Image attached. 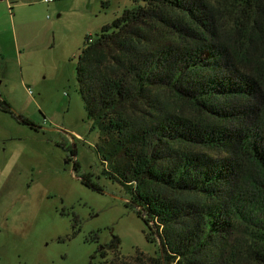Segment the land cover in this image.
Here are the masks:
<instances>
[{
	"label": "trees",
	"instance_id": "obj_1",
	"mask_svg": "<svg viewBox=\"0 0 264 264\" xmlns=\"http://www.w3.org/2000/svg\"><path fill=\"white\" fill-rule=\"evenodd\" d=\"M132 1L87 37L77 81L101 174L160 246L126 257L114 235L96 264H264V0Z\"/></svg>",
	"mask_w": 264,
	"mask_h": 264
},
{
	"label": "rangeland",
	"instance_id": "obj_2",
	"mask_svg": "<svg viewBox=\"0 0 264 264\" xmlns=\"http://www.w3.org/2000/svg\"><path fill=\"white\" fill-rule=\"evenodd\" d=\"M133 5L62 0L60 12L27 9L33 22L26 27L0 8V101L12 107L9 113L0 105V264H96L103 252L113 258L106 245L114 235L126 257L137 249L157 255L160 241H147L148 228L125 207V192L101 174L99 134L77 81L87 37ZM203 151L214 161L228 154ZM88 174L103 193L82 183Z\"/></svg>",
	"mask_w": 264,
	"mask_h": 264
},
{
	"label": "crops",
	"instance_id": "obj_3",
	"mask_svg": "<svg viewBox=\"0 0 264 264\" xmlns=\"http://www.w3.org/2000/svg\"><path fill=\"white\" fill-rule=\"evenodd\" d=\"M22 1L23 0H0V8H2L5 14H8L9 17L12 18V21L15 23V25L16 18H18L20 21L19 25L23 27H26L27 22H33L27 19L31 15L26 14V10L29 8L40 6L43 9V12H60L62 10V0H54L51 3L44 2L43 0H30L28 3H24Z\"/></svg>",
	"mask_w": 264,
	"mask_h": 264
},
{
	"label": "built area",
	"instance_id": "obj_4",
	"mask_svg": "<svg viewBox=\"0 0 264 264\" xmlns=\"http://www.w3.org/2000/svg\"><path fill=\"white\" fill-rule=\"evenodd\" d=\"M44 2H48V3H51L53 2L54 0H43Z\"/></svg>",
	"mask_w": 264,
	"mask_h": 264
},
{
	"label": "flooded vegetation",
	"instance_id": "obj_5",
	"mask_svg": "<svg viewBox=\"0 0 264 264\" xmlns=\"http://www.w3.org/2000/svg\"><path fill=\"white\" fill-rule=\"evenodd\" d=\"M27 125V124H26Z\"/></svg>",
	"mask_w": 264,
	"mask_h": 264
}]
</instances>
